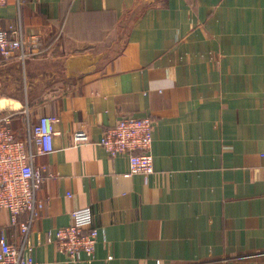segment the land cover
Listing matches in <instances>:
<instances>
[{"label": "crops", "instance_id": "crops-1", "mask_svg": "<svg viewBox=\"0 0 264 264\" xmlns=\"http://www.w3.org/2000/svg\"><path fill=\"white\" fill-rule=\"evenodd\" d=\"M6 3L0 29L19 12L43 53L0 65L22 70L25 98L3 112L58 117L53 153L35 160L50 176L26 240L34 264H264V0ZM132 115L153 121L150 176L97 145ZM86 207L98 243L70 262L52 236Z\"/></svg>", "mask_w": 264, "mask_h": 264}, {"label": "built area", "instance_id": "built-area-1", "mask_svg": "<svg viewBox=\"0 0 264 264\" xmlns=\"http://www.w3.org/2000/svg\"><path fill=\"white\" fill-rule=\"evenodd\" d=\"M21 1L15 0L19 6ZM6 2L0 0V6ZM16 19L0 29V65L10 60L23 63L43 53L40 35L25 32L19 12ZM20 112V135L12 130L13 116L0 115V212L9 214L6 228L0 231V264L35 263L33 248L26 240L44 206L37 196L38 191L45 177L50 176L48 166L35 164V160L38 155L53 153L54 126L58 122L56 115H42L32 122L27 108ZM153 127L149 116H125L105 128L97 145L103 147L111 159L125 156L129 163L128 175L150 176L154 172ZM72 141L80 146L89 143L90 138L85 132H75ZM70 218L68 226L53 233L52 242L57 252L70 262H79L81 254L92 258L98 243V231L92 226V210L89 207L72 210ZM16 230L21 238L20 246L15 245Z\"/></svg>", "mask_w": 264, "mask_h": 264}, {"label": "rangeland", "instance_id": "rangeland-1", "mask_svg": "<svg viewBox=\"0 0 264 264\" xmlns=\"http://www.w3.org/2000/svg\"><path fill=\"white\" fill-rule=\"evenodd\" d=\"M120 32V39L125 37L126 31H119ZM119 39V40H120ZM43 51V48H42ZM24 83L22 79V70L19 68L17 72H10L6 70V68L0 69V101L1 100H8L13 103V108L15 106L14 101L25 102L24 98ZM19 107V106H18ZM12 107L9 106L4 108L3 110L9 111ZM12 108V109H13ZM3 110H0V115L3 113ZM3 112V113H2Z\"/></svg>", "mask_w": 264, "mask_h": 264}, {"label": "trees", "instance_id": "trees-1", "mask_svg": "<svg viewBox=\"0 0 264 264\" xmlns=\"http://www.w3.org/2000/svg\"><path fill=\"white\" fill-rule=\"evenodd\" d=\"M12 116H13L12 123H11L12 130L15 135H20L22 133V123H21L22 116L21 114L19 115L14 114Z\"/></svg>", "mask_w": 264, "mask_h": 264}, {"label": "bare ground", "instance_id": "bare-ground-1", "mask_svg": "<svg viewBox=\"0 0 264 264\" xmlns=\"http://www.w3.org/2000/svg\"><path fill=\"white\" fill-rule=\"evenodd\" d=\"M9 106H11V107L13 108V103L10 102V101H8V100H1V101H0V110H3L4 108H7V107H9ZM18 106H19V105L15 104V106H14L13 109L18 108ZM12 108H11V109H12Z\"/></svg>", "mask_w": 264, "mask_h": 264}]
</instances>
